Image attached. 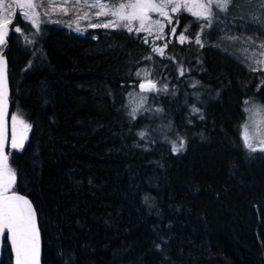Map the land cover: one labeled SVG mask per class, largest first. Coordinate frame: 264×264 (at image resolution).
Instances as JSON below:
<instances>
[{
	"label": "trees",
	"instance_id": "1",
	"mask_svg": "<svg viewBox=\"0 0 264 264\" xmlns=\"http://www.w3.org/2000/svg\"><path fill=\"white\" fill-rule=\"evenodd\" d=\"M173 23L160 55L125 27L81 35L19 19L35 38L13 32L11 102L30 134L8 154L38 213L42 264H264V153L241 136L264 69L207 42L221 21L204 30L182 10ZM0 264H12L7 239Z\"/></svg>",
	"mask_w": 264,
	"mask_h": 264
},
{
	"label": "snow or ice",
	"instance_id": "2",
	"mask_svg": "<svg viewBox=\"0 0 264 264\" xmlns=\"http://www.w3.org/2000/svg\"><path fill=\"white\" fill-rule=\"evenodd\" d=\"M85 3L88 0H84ZM216 3L218 7L226 9L232 0H208V4ZM16 4L17 7L24 9L27 8L30 12H25L24 15L28 16L32 24L39 29L38 17L40 13L33 11L38 9L41 4L37 3L36 0H11V3L7 5L8 8L12 4ZM61 3H67V0H61ZM171 5L170 11L173 13L179 12L181 8H185L188 11H192L193 8L198 10L194 11L193 14L197 18H209L211 12L208 7L200 2V0H127V2H121V0H112L110 3H101L100 0H93L91 7L99 9H108L109 11H97L96 15H108L111 14L117 17V21H109L103 25L93 24L92 27H112L120 26V21H127L124 24L129 31H132L131 22L135 20L140 21L139 28L137 31L148 30L145 28V21L150 19V12H159L162 16H166L169 21L172 17L169 15L166 9ZM50 7L52 10H58L61 12H67L66 7H57L56 0H50ZM5 9L3 0H0V10ZM11 20L5 15H0V45L6 43V37L9 31V25ZM158 23V22H157ZM163 25H161V29ZM12 30L15 32H21L19 27H14ZM172 33H175V28L171 29ZM186 37L182 34L180 36L181 42ZM200 41L197 39L196 41ZM167 47V45H165ZM261 49H264V43L259 45ZM157 51V49H154ZM158 51L163 54V49ZM264 55V52L261 53ZM257 63H264V61H257ZM6 61L3 56H0V238L5 234V230L8 233V240L15 253V264H39V230L35 220V210L33 209L31 202L26 198L19 196L12 192L9 194L11 189L15 186L16 174L15 170L8 164V154L5 152L6 137L4 134V113L3 106L5 101L6 93ZM183 74V69H181ZM139 75V74H138ZM147 88L145 84H140L141 89L148 91L155 90V83L152 81L147 82ZM199 111V109H194ZM251 111V110H250ZM254 115L258 119L254 120L251 125L245 124V134L243 136L245 146L250 152H261L264 153V106H257ZM140 135L143 137L145 133L141 132ZM23 136L18 140L15 134V128H13V137L11 141V147L14 149L23 148ZM253 141H256L254 146ZM184 147L181 142L179 147L173 148L174 151H180Z\"/></svg>",
	"mask_w": 264,
	"mask_h": 264
},
{
	"label": "rangeland",
	"instance_id": "3",
	"mask_svg": "<svg viewBox=\"0 0 264 264\" xmlns=\"http://www.w3.org/2000/svg\"><path fill=\"white\" fill-rule=\"evenodd\" d=\"M242 1L244 3L245 8L240 7V9H238L235 15L233 13L229 14L228 11V7L231 5L233 0L226 9L218 7L217 4L214 2L208 4V0H200V2L204 3L208 7V10L211 12V16L206 19L208 20V23L204 25V30L211 28L210 26H214L213 24L217 21H221L222 23V25L219 27L215 25V28L219 31L220 35L217 36L215 32H213V34H211V37L208 38L207 42L215 43L217 37H221V47H223L226 51L232 53L237 58H240L246 64L247 67L255 69H264V63H257V61H264V55L261 54L262 52H264V49H261L259 47L261 43H264V0ZM3 2L5 5V9L0 10V15H5L9 20H12L16 4L13 3L12 6L8 8L7 5L11 3V0H3ZM36 2L41 4L38 9L33 10L38 11L40 13L38 17L39 25L44 22L55 23L65 26L72 32L81 35L86 34L88 29L90 28H98L92 27L93 24L103 25L105 23H108L109 21H117V17L111 14L97 16V11L109 10L91 7V3L93 2V0H88L87 3H85L84 0H67V3H61V0H56L57 7H66L68 9L67 12L52 10V8L50 7V0H36ZM100 2L110 3L112 2V0H100ZM121 2L126 3L127 0H121ZM157 3H160V0H157ZM170 8L171 5L168 6L166 11H168L169 15L172 17L171 21H169L166 16H162L159 12H150L148 14L150 19L145 21V28L148 30L137 31L140 25V21L135 20L131 22L132 32H135L137 34L141 33L143 37L151 43L153 49H157V51L155 52L160 55L162 54L158 50L163 49L164 53L165 45H167L168 40L173 39L174 35H176V24L173 23V17L174 14L178 12L173 13L170 11ZM18 9L19 19L28 22L32 25L33 28L37 29L36 26L32 24L28 16L24 15L25 12H30V10L27 8L21 9L19 7ZM182 10L188 11L187 9L182 7L179 12H181ZM196 10L198 9L193 8L192 11L188 12L193 14V12ZM119 23V27H125L124 24L127 23V21H120ZM161 25H163L162 29ZM15 27H19L22 30V27L18 24V22ZM119 27L112 26L107 28L115 29ZM125 28L128 29L127 27ZM172 28H175V33H172ZM15 33L19 34L18 41L21 44L28 45L27 39L35 38V31H32V33H26L23 29L21 32ZM180 36L181 34L178 35L179 40ZM197 39L201 41L200 37H198ZM184 40H187V37ZM147 82L142 83L146 85V88L148 86ZM139 89V91L132 92V99L133 102H136V104L141 102L145 93L148 92V90L141 89L140 86ZM257 106H264V102L251 100L248 104L247 118H245V120L241 124L242 139L245 134V124L247 123L251 125L254 120L258 119V117L254 115ZM10 119L12 129H17L22 124H29L22 116H20V114L16 112H12ZM253 143L254 146H256V141H253ZM244 147L250 152V150L245 146V144Z\"/></svg>",
	"mask_w": 264,
	"mask_h": 264
},
{
	"label": "water",
	"instance_id": "4",
	"mask_svg": "<svg viewBox=\"0 0 264 264\" xmlns=\"http://www.w3.org/2000/svg\"><path fill=\"white\" fill-rule=\"evenodd\" d=\"M19 21V9L17 6H15V11L11 20V24L9 25V31L6 37V43L1 45L3 46V49L0 51V56H3L4 60L6 61V93H5V101H4V106H3V113H4V134L6 137V146H5V152L8 154V148H12L11 147V141H12V137H13V129L11 127V123H10V117L12 114V102H11V84H10V77H9V63H8V56H7V52L10 49L11 46V39H12V35L14 30H12L16 25L17 22ZM15 134H16V138L19 140L21 136H23V144L27 141L29 134H30V125L29 124H22L19 128L15 129ZM8 164L11 167L10 164V159H9V154H8ZM16 174V173H15ZM17 183H18V176L16 174V181H15V186L14 188L11 189L9 194H12V192L18 194L19 196H22L24 198H26L28 201L31 202V205L33 207V209L35 210V220H36V225L37 228L39 230V264H42V234H41V228H40V224H39V218H38V213L36 210V207L32 201V199L22 193L21 191L17 190ZM8 233L7 230H5V234L2 238H0V262L2 261L3 258V254H4V248H5V240L7 239L8 241V245L10 246L11 252H12V264H15V253L12 249V246L8 240Z\"/></svg>",
	"mask_w": 264,
	"mask_h": 264
}]
</instances>
